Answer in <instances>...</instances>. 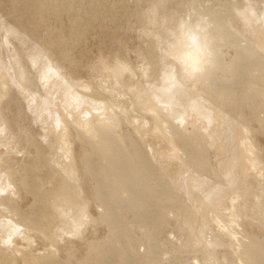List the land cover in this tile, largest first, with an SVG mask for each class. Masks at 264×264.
<instances>
[{
    "label": "rangeland",
    "instance_id": "1",
    "mask_svg": "<svg viewBox=\"0 0 264 264\" xmlns=\"http://www.w3.org/2000/svg\"><path fill=\"white\" fill-rule=\"evenodd\" d=\"M204 5L218 13L221 24L228 34L226 38L219 37L215 46L216 54L205 56L209 60L206 66L213 70L216 82L225 80V77L229 76L226 72L227 68L231 64H236L239 69L238 74L245 73L247 80L243 82L244 84L264 88L262 72L264 71V0H196L198 9H203ZM187 7L189 8L188 0H0V202H4L3 205L0 204V217H4L6 213L4 218H0V228L4 231V236L11 233V239L16 242L14 244L23 247L26 254L25 261L26 258L28 260V263L23 262L20 259V252L17 255L9 247L10 250L4 248L5 264H32L29 262L32 253L36 252V255L32 256H37L38 252L49 253L47 250L49 244L42 234L35 229L29 230L30 238L33 240L29 241L30 244L27 240L22 242L18 232L24 227L20 225L15 233L12 228L14 226L8 219L14 216L21 218L22 222L29 223L37 205L35 203L37 193L40 195L44 191L52 192V183L62 175L60 166L62 160L66 162L64 159L67 158L65 154L67 148L76 161L71 171L74 179L68 177V180L74 182L78 179L84 188V193H76L73 196L74 200L69 201V205L72 206L68 208V215L76 217L83 224L75 226L72 234L59 237L61 239H58L59 241L56 240V258L65 261V264H75L87 254L100 258L108 256L106 249L113 244H122L128 255L136 253L138 256V262L131 263L124 259L122 264H242L238 254L242 250L239 248L240 244L245 242V239L247 243L250 238L264 236V215L258 213L259 207L251 199L246 213L242 208L238 209V212H234L236 213L234 216L226 214L228 216L225 215L221 222L225 225V229L227 227L226 231L237 232L235 233L238 234L237 242H233L237 245H233L227 237L220 234L217 240L224 244L223 246L209 245L206 241L212 239V234L217 231L211 218L204 217L201 212L202 204L206 203L203 197L208 196L207 198L213 201L218 195L226 192H229V195L238 194L239 198L237 197L235 201L239 206L243 204L245 198L243 191H240L243 189L242 186L241 189L234 188L237 182V177L232 173L234 159L229 167L231 169H226L223 165L224 160H229L232 155L230 148L235 142L233 135L236 136L235 131L240 125L245 127L248 135L245 132L247 136L244 135L242 133L244 129L242 131L240 128L238 135L249 139L248 143L252 144L254 152L258 149L256 154L261 162L260 167L264 169V112H259L261 116L256 120L250 115L247 106L242 107L240 111L234 109L228 101L218 102L215 94L210 92L201 80L199 71L194 72L189 80L186 78L187 80L184 81L182 78L183 84L186 83L185 86L187 85L189 89L187 88L186 92L181 91L179 98L190 110L198 97L195 103L200 102L201 116L204 114L212 118L213 115L212 120L215 119L208 124V129L212 130L216 126L222 133L215 142L212 141L214 138L210 137V140L208 135H203V128L200 126L202 120H205L204 115L201 117L203 119L200 118L198 121L197 118L195 120L190 116L186 124L179 127L183 128L181 130L187 135L192 136L197 132L202 138L204 145L202 167L200 164L194 165L173 157L175 154L170 146L156 136L154 138L148 136V142L137 139L143 156L157 171L159 178L157 186L163 187L160 196L149 198V201L161 211L151 223L139 228L131 215L127 214L121 216L122 226L126 228L127 234L118 229L113 232L115 235L119 233L117 239L109 235L108 227L99 219V202L93 195V183L89 172L84 171L77 162L83 146L70 124L65 122L66 111H74V109L63 105L62 90L59 91L60 93H55L56 89L59 90L60 86L65 87L68 83L80 92L81 107L73 114L82 109H89L93 114L99 113L103 105L92 98L103 97L110 103L112 108L110 111L118 114L120 121L128 116L133 117V114H140L135 105L136 99L146 96L147 91H151L156 83L161 81V75L167 73L166 69L169 71L172 60L178 73V65H175L176 61L170 54L176 43L180 22L195 19L192 10ZM189 15L192 17L190 18ZM230 35H235L238 40L241 39L239 43L242 50L247 46L251 49L253 57L263 66L262 70L257 66L245 65L238 59ZM214 56L219 59L218 62L212 61ZM167 57L169 60H166ZM114 68L121 70L120 76L114 75ZM49 69H53L57 75L52 74L47 83L43 76ZM155 69L159 74H154ZM177 77L181 78L180 74ZM231 91L232 94H240L238 87H233ZM209 111L213 112L212 115ZM219 112L216 121L214 116ZM59 117L64 120L60 127L57 125ZM194 120L197 125L193 124ZM220 123H223L222 126ZM122 125L119 129L122 135H130L133 139L138 137L132 132V127L125 123ZM227 141H229L228 145H226ZM221 144L223 150L226 148L222 155L218 153ZM176 145L178 150L180 149L179 157H182L184 149L178 143ZM155 152L163 153L165 156H162V159L153 158ZM263 169L261 179L264 183ZM225 175L228 176L227 179ZM229 177L231 180L235 179L234 182ZM249 181L255 183L254 179ZM200 184H204L203 187ZM217 185L226 189L220 187L223 189L221 191ZM227 186H232L233 189ZM30 191L35 192L32 194ZM161 200H164L162 201L164 206L161 205ZM226 206L229 211L228 201ZM17 211L19 214H15ZM58 231L60 229L56 230ZM104 240L109 241L104 244ZM26 252L30 256H27ZM7 259L10 260L9 263ZM110 261L113 263L114 259Z\"/></svg>",
    "mask_w": 264,
    "mask_h": 264
},
{
    "label": "bare ground",
    "instance_id": "2",
    "mask_svg": "<svg viewBox=\"0 0 264 264\" xmlns=\"http://www.w3.org/2000/svg\"><path fill=\"white\" fill-rule=\"evenodd\" d=\"M188 5L189 8L192 10L191 12L193 13L195 19L193 21L187 19L189 21L184 20L180 22L178 26V35L177 38H175L176 43L174 46L170 45V47L173 46V51L170 54V56L172 55V57H174V60L176 61L175 65L176 64L178 65L177 71L180 74L181 78L177 77V75L179 76V74L176 72V66H174V63H172L173 60L170 59L172 60V62L169 61L171 62L169 64L171 65L169 67V71L165 68L167 73H163L161 75V81L158 80L159 83H156V85L153 88L151 87L152 88L151 91L147 89L149 91H147L146 96L138 97V99H136L137 103H135V105L138 108L137 112H140V114L136 112L137 114L135 115L133 114V117L128 116V118H126L127 116L126 115L125 116L126 119H123L124 122L120 121V119L117 116L118 114L116 115L115 113L111 112L112 110L110 111V109H112L111 105L106 101V99H104V97L103 98L98 97L99 99L92 98V100H95L103 105L99 113L93 114L89 112V109H82V110H78L77 113L73 114L75 110L81 107L82 96H80V92L75 90V88L70 86L68 83H66L65 87L60 86L61 89L59 90L56 89L55 91V93H60L59 91L62 90L61 95L63 94L64 97V98L62 97L63 98L62 102H64L63 105L64 106L67 105V107H71L72 109H74V111L71 110L66 111L65 122L70 124L73 131L79 137L81 146H83L81 147L82 150L79 154L77 162L80 163L84 171L89 172L90 180L93 183V195L97 198L99 202L98 205L100 207L98 209L99 219L101 220V222L105 223L106 226L108 227L109 235L115 238L119 235V233L117 235L113 233L115 230L119 229L122 231V233L127 234L126 228L122 226L123 219L121 218V216L130 214L134 223L140 228L146 223H151L154 217H157V215L161 214V211L149 201V198L160 196L161 193H163V187L159 185L157 186V182L159 181L157 180L159 179L157 176V171L154 168V166L143 156V153L139 145L137 144V139H140L141 141L146 140V142H148L149 139L148 136L151 135L153 138L154 136H156L157 138L161 139L170 146L171 151L175 154L173 157H177L178 159H182L183 161L192 163L194 165L200 164L201 167L204 166L203 164L204 145L201 140L202 138L199 136V133L194 132V134L190 136L185 134L183 132L184 130L183 131L181 130L183 128L181 129L179 128L181 125L186 124V121L190 119V116H193L195 120L197 118L198 121L204 115L203 114L201 116L202 113H200L201 111L199 106L200 102L198 101L197 104L195 103L197 102L196 100L198 99V97L197 99L195 98L196 99L194 101L195 106L193 105L190 110H188L189 107L186 108L184 106L185 104L183 105L182 101L180 100L179 95L181 91L186 92L188 88L186 87L187 85L185 86L186 83L183 84L182 78L184 79V81L187 79L189 80V78L193 75L194 72L199 71V76L201 77V80L206 84L209 91L215 94V97H217L218 102L228 101L234 109H239V110L242 107L247 106L250 110V115L256 120H259L261 116L259 115V112H264V88L262 87L260 88L257 85L250 86V84L248 86L247 85L248 83L244 84L243 82L247 80V79L245 80L246 78V76H244L245 73L238 74L237 71L239 69H237L236 64L234 65L231 64V66L227 68L226 72L229 74V76L225 77V80L221 79L220 81L216 82L214 78L213 70L206 66V63L209 62V60L206 59L205 56L207 54H212V53L216 54L217 49L215 46L217 44V41L219 37L226 38L228 36L227 31L223 28L218 13L214 12L209 7L204 5L203 9L199 8L201 9L199 10L198 6L196 7V0H188ZM189 17L191 18L192 16L189 15ZM245 18L249 19L247 17ZM230 37L232 38V41L236 47V53H237L236 56L238 57V59H240L245 65L248 64V65L257 66L260 68V70H262L263 66L261 65L258 59L253 57V52L251 51V49L248 46L247 48H245L246 47L245 46L244 47L245 50H242L240 48V43H239V40L241 39L238 40L235 37V35H230ZM162 59L165 60V58L163 57ZM166 60H169V57H167ZM218 60L219 59H217V57L214 56L212 61L218 62ZM165 64L167 66V63ZM153 71L154 74H159V71L158 73H156V69ZM262 72L264 74L263 70ZM113 73L116 77H118L121 75V70L119 68H114ZM52 74H56V73L53 69H49L47 74L43 76L44 81L48 83V79L52 76ZM151 74L154 75L153 73ZM154 81L155 80H153V83ZM123 87L125 90V86ZM233 87H238V89L240 90V94L238 95L232 94L231 89H233ZM194 97L195 96L193 95V98ZM207 103L209 102L207 101ZM203 110H208V109L203 108ZM211 113L213 112H210V114ZM214 113H216V111ZM123 114L125 115V113ZM219 114L220 112L218 114H215L214 117L215 118L218 117ZM188 116L189 118H187ZM203 118H205L204 121L206 123L202 124V122H204L203 120L201 122L200 128H203L204 130L203 131L201 129L202 133L204 132L203 135H208L209 138L210 137L214 138L212 141L215 142V139H218V136H220L222 132L216 126H214L215 128H213L212 130L208 129L209 127L208 124L212 121H215V119L212 120L213 115L212 118L209 115L207 116L204 115ZM195 120L193 121V124L197 125ZM63 121L64 120L61 117H59L57 125H59L60 127ZM122 123H125L130 127H132V132H134L136 134V137L137 136L138 137L136 139H133L130 135L127 136L122 135L121 132L119 131V129H121ZM224 126H226L225 123ZM240 126H239L240 130L242 129L243 131L244 129L242 133L245 132L247 134L245 127H243L242 125ZM197 128H199V125ZM239 128L237 129V131L233 130L236 132V136L233 135L235 137L234 139L235 142L233 146L231 145L232 148H230L232 149V155H230L231 157L228 158L229 160L227 161L224 160L223 165L226 169L231 167L232 165L231 161L232 159H234V163H233L234 169L232 173L237 177V182L234 188L236 190V188H240L242 186L243 189L240 191H243L242 193L245 196V198L243 204L239 206V204L235 201L236 198L238 197L237 196L238 194L237 195L234 194L236 195L234 196L231 193V195H233L231 196L229 195L230 194L229 192H226L220 194V196L218 195L217 199L213 201L209 200L207 198L208 196L203 197L206 203H204V205L202 204L201 212L203 215H205L204 217L211 218V221L216 226V231H217V233L212 234L213 235L212 239L206 240L207 243H209V245L217 246L221 244V242H218L217 240L219 238L218 236L219 234L227 237L233 245H237V243L235 244L233 243L234 241L237 242L236 235L238 234H235L237 232L236 231L232 232L233 230L226 231L227 227L225 229V225L222 224L221 222L226 214H230V216L231 215L234 216V214H236L234 212H236L238 209L242 208V210H244V212L246 213V210L248 211V208L250 207L251 199H253V201H255L257 206L259 207L258 213L261 214V216L264 215V183L262 182L261 179L263 176V172H262L263 167L262 168L260 167L261 162L259 160L258 154H256V152H258V149H255L256 152H254V147H252V144L250 142H249L250 144L248 143L249 139L246 137L248 134L246 135L244 133V135L246 136L242 135V137L241 135L240 136L238 135ZM228 137L229 136H227V138ZM227 138H225V140ZM228 142L229 141H227L226 145H228ZM177 143L181 145L184 149L183 156L181 154L182 157H179L180 149L178 150L176 145ZM218 143H222V142H218ZM62 144L64 145V141ZM222 144L221 146L219 145V147L221 148L219 149L217 148L219 150L218 151L219 154L224 153L223 151L226 149L224 148L223 150ZM65 154L67 158H65L64 161L66 160V162H63L62 160L63 162L62 163L59 160L61 162V166H60L61 168L58 166L60 168V172L62 175H60L58 180L52 183L51 185L52 192L47 193L46 191H44L43 193H40V195L39 193H37V202L35 200V203L37 205L35 204L36 208L32 206L35 209V212L34 211L32 212V216L29 223L25 221L22 222L21 218L18 219V217H14V216L11 217L9 216L10 219H8L9 222L12 224V226H14L12 227L13 232L16 233L17 229L19 230L20 225L24 227L20 229V231L18 232L19 235L21 236L22 242L24 240H27L28 244H30L29 241L31 239L33 240V238H30L29 230L35 229V231L37 230L38 233L44 236V240L49 244V247L47 248L49 253L38 252L37 256H32L36 252H34V254L33 253L31 254L29 252L31 248L34 247L33 245H31L32 247L28 251L29 254H31V256L28 254V252L26 253L27 256L29 255L31 257V258L29 257L30 258L29 262L32 264H65V261L56 258L57 256L56 255L57 248L55 249L57 242L56 240L60 239L62 236L64 237V235L66 236L72 234L73 231L72 229L75 226L83 224L81 220L77 219L76 217H71L68 215L69 214L68 208L72 206L69 205V201L74 200L73 196L76 193L77 194L82 193L84 188L79 183L80 181L78 182V179L75 180L74 182L68 180V177L70 179H74L73 175L71 174V171L76 161L74 160L73 155L68 148L66 149ZM64 156L65 155H63L62 157L64 158ZM162 156L165 155H163V153L160 152H155L153 158L158 157L159 159L160 158L162 159ZM60 162L58 164H60ZM95 168L97 170H95ZM228 176L225 175L226 179L228 178ZM82 178L79 179L82 180ZM52 179L54 180V178ZM249 179H254L255 183L253 182L254 183L253 184L251 181H249ZM153 181L155 182L153 183ZM227 181L228 180H226V182ZM7 185H4V187H6ZM220 187L218 188L221 191L223 189H226V187L225 188L222 187L223 189H221ZM231 187L232 186H230L229 188ZM34 192L32 193L30 191V193L32 194H34ZM218 192L217 194H219ZM2 194L4 195V193ZM8 195H10V192ZM63 199H66L67 201L63 202L62 201ZM0 200H1V196H0ZM167 200L168 198L165 199V201ZM162 201L164 200H161V205L164 206ZM226 201H228V203L230 204V208L228 209L229 211H227L228 207L226 206ZM7 202H9V199ZM0 204L3 205L4 202H0ZM33 208L31 209L34 210ZM9 213L11 214V212ZM16 213L19 214L18 211L15 212V214ZM5 216L6 213L4 217ZM4 217H0V218H4ZM228 222H230V220ZM230 228L231 227L229 226V229ZM58 229H60V231L56 232V230ZM3 232L4 231L0 228V253H1L0 264L6 263L4 260V256L6 252L4 248H6L7 250L9 249V247H11V249L14 250L17 253V255L20 252L21 254L20 259L24 262L26 254L23 251V247H17L14 244L15 240L11 239L10 237L11 233H9L8 236H4ZM108 241L109 240L106 241L104 240V244ZM245 242L240 244L241 247L239 248H242V250H240V253H238L240 256V258L239 257L238 258L241 260L242 264H264V236L263 237L255 236L253 238H250V240H248L247 243ZM32 243H34V241ZM221 245L223 246L224 244ZM233 245L232 246L230 245V247H233ZM106 253H109V255L103 256L101 258L91 255L89 256L87 254L86 256H83L80 261L78 260L75 264H83V262H85L86 264H122V262H124L123 261L124 259L130 261L131 263L138 262L139 260L136 253H131L128 255L127 254L128 252H126V249L122 244L111 245L109 248L106 249ZM113 259L114 262L111 263L110 260ZM10 260H8V263ZM26 261L28 263L27 258Z\"/></svg>",
    "mask_w": 264,
    "mask_h": 264
}]
</instances>
